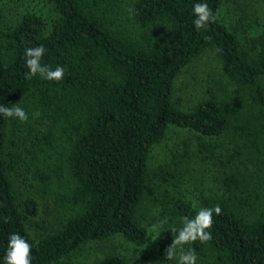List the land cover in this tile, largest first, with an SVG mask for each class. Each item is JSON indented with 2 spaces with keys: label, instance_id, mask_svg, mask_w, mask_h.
Returning <instances> with one entry per match:
<instances>
[{
  "label": "trees",
  "instance_id": "16d2710c",
  "mask_svg": "<svg viewBox=\"0 0 264 264\" xmlns=\"http://www.w3.org/2000/svg\"><path fill=\"white\" fill-rule=\"evenodd\" d=\"M13 1L0 0V105L19 103L29 119L0 114V264L12 233L32 246V264H58L112 236L144 247L152 224L159 249H145L144 262L176 264L165 258L172 230L215 205L212 239L184 246L197 264H264V29L241 39L224 0H45L49 16ZM197 2L216 16L200 30ZM40 45L41 64L62 66V80L26 78L25 50ZM207 49L221 75L183 110L175 80ZM170 126L231 145L215 189L187 193L181 160L150 167ZM94 264L131 262L112 250Z\"/></svg>",
  "mask_w": 264,
  "mask_h": 264
},
{
  "label": "rangeland",
  "instance_id": "374dc122",
  "mask_svg": "<svg viewBox=\"0 0 264 264\" xmlns=\"http://www.w3.org/2000/svg\"><path fill=\"white\" fill-rule=\"evenodd\" d=\"M38 1L41 2L37 4ZM22 3L41 7L46 16H49L51 12L45 0H20L17 4ZM221 15L227 24L237 26L241 39L257 36L264 29V0H235V4L232 0H224ZM219 74L220 65L216 52L211 49L203 51L178 74L173 94L175 104L183 110L192 109L208 96L207 90L214 86L213 81L219 77ZM222 142L226 144H221ZM201 143L208 144L212 150L202 151ZM228 146L231 148L226 139L201 137L191 130L170 126L165 138L153 147L149 165L151 168H156L159 165H174L175 160H181L182 188L187 189L185 190L187 193H189V187L190 192L191 187L195 190V185L215 189L221 169L217 158L224 152L228 153L226 149ZM210 154H213V158L209 157ZM157 213L158 211L153 207L146 219L147 224L153 222ZM148 228L152 234V241L144 247L130 244L121 236H112L103 241L90 242L82 246L80 250L70 254L58 264H94L95 259L112 250L130 259L131 264H149L144 262L143 251L145 249L158 251L157 242L161 236L158 233V226L156 228L152 224Z\"/></svg>",
  "mask_w": 264,
  "mask_h": 264
},
{
  "label": "clouds",
  "instance_id": "9594fccd",
  "mask_svg": "<svg viewBox=\"0 0 264 264\" xmlns=\"http://www.w3.org/2000/svg\"><path fill=\"white\" fill-rule=\"evenodd\" d=\"M193 13L196 17L193 23L197 30L204 29L216 21V16L207 3H195ZM45 51L43 45L25 50L28 69L25 73L26 78L32 79L39 75L49 81L62 80L65 71L62 66H57L53 70L49 66L41 64ZM0 114L5 118L19 119L21 122H27L29 119L27 112L19 106V103L15 107L0 105ZM221 213V207L215 205L211 208H200L193 218L183 217L182 227L172 230L174 240L171 246L165 250V258L169 262L175 261L176 264H197L198 257L195 251L190 247L186 249L184 246L197 240L201 243L209 242L212 239V233L209 230L213 226V215ZM31 248L32 246L19 233L10 234L4 264H32Z\"/></svg>",
  "mask_w": 264,
  "mask_h": 264
}]
</instances>
